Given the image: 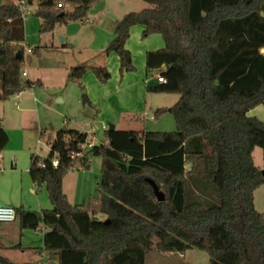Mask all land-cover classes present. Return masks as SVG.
I'll return each mask as SVG.
<instances>
[{
	"label": "trees",
	"instance_id": "16d2710c",
	"mask_svg": "<svg viewBox=\"0 0 264 264\" xmlns=\"http://www.w3.org/2000/svg\"><path fill=\"white\" fill-rule=\"evenodd\" d=\"M95 1L27 0L37 2L40 33L83 20ZM144 1L147 8L115 21L105 52L117 54L122 77L135 70L125 46L131 28L141 26V38L161 36L163 47L145 54L152 75L145 90L178 95L173 105L153 112L154 118L170 113L176 129L103 130V143L87 152L100 158L95 194L79 204L69 202L62 185L69 170L85 166L86 159L77 162L70 153L88 134L58 130L48 140V156L34 157L30 166L35 186L45 188L51 204L44 211L52 227L44 250L58 264H145L151 252L191 249L205 252L210 264H264V213L254 206L255 190L264 180L253 160L254 148L260 147L264 168V120L247 115L264 104V0ZM68 3L75 4L72 10L65 9ZM24 40L18 7L4 0L0 100L36 84L23 75ZM89 69L100 83L110 77L105 67L78 66L68 70L67 79L80 81ZM155 70L165 82L153 78ZM7 142L0 125V152ZM147 178L163 201H157ZM15 213L22 227L37 226L35 213L22 208ZM53 238L64 248L51 243ZM0 264L16 263L0 255Z\"/></svg>",
	"mask_w": 264,
	"mask_h": 264
},
{
	"label": "rangeland",
	"instance_id": "374dc122",
	"mask_svg": "<svg viewBox=\"0 0 264 264\" xmlns=\"http://www.w3.org/2000/svg\"><path fill=\"white\" fill-rule=\"evenodd\" d=\"M74 6V3H68L65 9L72 10ZM148 6V3L144 0H96L91 4L87 16L83 20L58 24L52 32L46 33H40L38 31L40 20L34 14L36 9L35 5L32 6L33 13L24 18L25 40L21 43L24 47L22 69L23 71H28L29 78L40 75L43 85H35L33 88L24 89L21 91L20 98H17L16 95H12L6 100H0V117L3 112L5 122L13 123L19 119L17 118L20 115L18 110L23 108L24 110L30 108V112L25 113L27 116L25 117L26 121L35 122L37 116H39L42 127H45L47 131L44 135L39 137L37 145V152L42 157L47 156L50 148L49 141L53 139L55 131L65 126L87 130L97 126L99 127V131L96 133L94 139L101 140L103 132L101 125L109 126L112 122L107 121L104 117L100 118L98 116V109L94 108L89 97L91 95L94 96V98L97 96L96 98L99 100V104L105 106L103 112L106 113V106L108 107L114 98L117 97L118 102L123 103V105L126 103L123 97L126 96L127 92H118L119 94H116V86L121 81L122 77H128V83H142V86L143 83H145L146 77L148 80L152 79L151 74L145 75L144 58L142 57V59L141 56L138 55V52L141 50L140 45H142V47H144V43L148 45L147 39H149V36L141 38L140 34L136 35L132 32L129 37V44L133 52L132 63L135 70L125 72L123 76L120 77L118 63L117 66L114 64V69L107 67L110 77L104 83L98 82L91 73L85 75L80 81L68 80V71L65 72L63 69L65 61L67 60L66 62H68V64H73L71 62H76L74 64H91L89 62H91L94 57H97V55L99 56L102 54V56L105 57V50L97 51V49L101 44H104L103 41L108 37V32H110V38H114L112 19L116 18L118 20L128 12L140 11ZM102 10L103 12H101ZM96 22L98 23L97 28L95 27ZM109 25L110 27H108ZM140 28L141 26H134V29ZM62 29L67 30L66 40L63 41L66 43L64 46L61 45L63 43L58 34ZM70 34H72V36ZM158 37L161 36L158 35ZM52 45L54 46L53 48H51ZM104 48L106 47L104 46ZM60 49L64 50L67 54H60ZM98 52H100V54ZM158 73L157 70L153 71L154 76ZM87 77H90V81L87 80ZM25 78L27 79L26 76ZM144 93L142 92V95L135 94L137 105L144 103V95L146 94ZM82 94L87 95L90 104L83 105L81 103ZM146 95L148 97V103L154 104H173L178 99V95L176 94H171L173 96H160L154 93ZM155 110L156 108L146 109L145 119L142 118L141 110L129 111L118 120L117 128L135 131L142 129L161 132L175 131L176 125L173 116L170 113H166L157 118H151L150 116L153 115ZM133 116H137V119H133ZM253 160L256 166H262V150L260 147L254 148ZM99 177L100 158L93 157L92 162H87L85 166L74 168L67 172L63 178L64 187L70 197L71 190H73V188L75 189V186H77V191H79L81 186L88 188L90 194L94 195L97 178ZM260 189L262 190H259L258 187L254 193V206L258 212L259 210H263L262 201L264 199V185L261 186ZM71 200L75 199L71 197ZM80 200L82 199H79L77 202H81ZM32 231L35 232L34 230ZM54 262L55 260L51 259L49 264H54ZM146 264H181V261L177 258L175 253L172 256H164L160 252H153L148 255Z\"/></svg>",
	"mask_w": 264,
	"mask_h": 264
},
{
	"label": "crops",
	"instance_id": "0c3cea01",
	"mask_svg": "<svg viewBox=\"0 0 264 264\" xmlns=\"http://www.w3.org/2000/svg\"><path fill=\"white\" fill-rule=\"evenodd\" d=\"M3 2L4 0H0V4H2ZM34 5L36 7L37 2H33L32 6ZM101 12H103V10ZM116 20H117L116 18L112 19V27H114L113 25ZM97 24L98 23L96 22L95 23L96 28L98 27ZM108 27H110V25ZM66 31H67L66 29H62L60 30V32H58V34L62 38V43H63L61 44L62 46L66 44L63 42L66 40V34H67ZM113 32H114V28H113ZM132 32L133 34L141 35L142 27L140 29H134V27H132L130 30V35L132 34ZM61 35H64V36H61ZM70 35L72 36V34ZM107 35L108 37L105 38V41H103L104 44H101V46L97 49V51L105 50L106 48H104V46L107 47L110 44V42L113 40V38H110V32H108ZM113 37H114V34H113ZM148 38H149L147 39L148 45H145V43H144V47L140 45L141 50L138 52V55L141 56V58L142 57L144 58V62H145L146 52L162 48L164 45L162 38L158 37L157 34L151 35ZM125 46L129 50L131 54V59L133 62V58H132L133 52L129 44V39L127 40ZM53 47L54 46L52 45L51 48ZM60 50H61L60 54H67L65 53L64 50L62 49ZM261 52L264 54V48L261 49ZM98 53L100 54V52ZM104 54H105V57H103L102 54H100L99 56L97 55V57H94V59L91 62H89L91 64H85V63L74 64L76 62H71L73 64H70V63L68 64L66 60L64 64L65 66L63 69L65 72H67L72 67H78V66H85L87 68L105 67L106 69L107 67H111V69H114V64H116L117 66V63H118L117 54L115 52L114 53L105 52ZM23 59H24V52H23ZM161 69L165 70L164 66ZM157 71L159 72V70ZM24 72L26 73L25 76L27 77L28 80L32 82H36L35 85H38V86L43 85L40 75L33 76V78H29L28 71L24 70ZM90 73L94 76L92 70L89 69L85 72L83 77ZM146 74L147 72L145 69V75ZM154 77L155 76L153 75V78ZM87 78H88L87 80L90 81V77H87ZM127 78L128 77H125V76L122 77L121 81L116 86L117 87L116 94H119L121 92H127L126 96L123 97V100L126 102L124 105L123 103H119L116 97L110 102L108 107L106 106V113H104L103 108L105 106L104 105L102 106L101 104H99L98 102L99 100L96 98L97 96L95 98L92 95L89 97L91 104L94 106V108L98 109L97 110L98 116L100 118H103V117L106 118L107 121H111L115 129H118L117 123H118V120L122 118L121 116L126 115V113H128L129 111H140L141 110L142 116H143L142 118L145 119L146 109H149V108L157 109L159 107H169L176 102L175 101L173 104H154L150 102L148 103L147 101L148 97L146 94H150V93L146 92L145 90V86H146L145 83L147 84V82L149 81L147 77L145 78V83H143V86H142V83H139V84H133L131 82L128 83ZM31 88H33V86ZM142 92L146 93V94L144 93L145 101L143 104L137 105V102L135 101V98H136L135 94L137 93L139 95H142ZM20 94L21 92L15 95L17 98H20ZM154 94H158L160 96H173L171 94H164V93H154ZM18 112L20 113V115L17 117L19 119L14 121L13 123L5 122V117L3 115V112L1 114L2 116L0 117V125L4 128V130L6 131L8 135V142L5 148L0 152V203L3 205L11 206L15 210L18 208H22L23 210H27V211H31L35 213L38 219V223L35 228H31L29 226L22 227L17 217L12 222L0 223V255L2 257L9 259L10 261L16 264H49V262H51V259L55 260L54 264H58L57 257L54 255H51L50 253H47L44 250L47 244H49V242L47 241V235L52 229V227L48 226L44 221V216H45L44 211L47 209H50L51 204L48 199V195H47L45 188L43 186L36 187L30 175V166H31L33 158L34 157L41 158V159L45 158V157H42L40 154H38L37 145L39 142V137H41V134L44 135L47 131L45 127H42L39 116H37V119L35 120V122L26 121L25 117L27 116L25 113L30 112V108L29 109L27 108L25 110L24 108L19 109ZM247 115L254 116L259 120H264V104H261V105H258L252 108L251 110L247 112ZM133 119H137V116H133ZM64 128L77 129V130L86 132L88 134L89 140H93L96 137L95 136L96 133L99 131V127L97 126L91 127V129H88V130L70 127V126L69 127L65 126ZM58 130L55 131V134ZM138 131L142 132V131H147V130L142 129ZM151 131H154V130H151ZM49 152H50V148H49ZM258 167H260L261 169L263 168L262 166H258ZM62 187H63V192L65 193L67 199L69 200L71 204H79L83 200L92 196L88 188L81 186L79 191H77V186H75V189L73 188V190H71V197L72 199H75V200H71V197L65 190L64 180H63ZM260 188L261 186L259 187V190H262ZM79 199H82L80 200L81 202H77L79 201ZM262 206H263V210L261 211L259 210V212L264 213V199L262 201ZM32 230H34L35 232H33ZM51 243L58 244L62 248H64L62 243L59 242L56 238H53L51 240ZM161 254H163L164 256H168V255L172 256L174 253L173 252H163ZM148 255H147V258H148ZM175 255H177V258H179V260L181 261V264H210L208 255L203 251L191 249V250L185 251L184 253H175ZM147 258H146V261H147Z\"/></svg>",
	"mask_w": 264,
	"mask_h": 264
},
{
	"label": "built area",
	"instance_id": "2783aa9c",
	"mask_svg": "<svg viewBox=\"0 0 264 264\" xmlns=\"http://www.w3.org/2000/svg\"><path fill=\"white\" fill-rule=\"evenodd\" d=\"M15 5L18 7L20 14L22 18L24 19L25 17L31 15L33 13L32 11V5L28 4L27 0H14ZM57 7H61V4L58 3ZM26 73L23 71V75ZM155 78L157 79L158 82H165V79L162 78V76L158 73ZM153 118V115L150 116ZM109 126L106 125H101V129L105 130ZM102 140H89L87 139L85 143L81 144L79 146V149L77 152L72 151L70 153V158L71 159H76L77 162L80 161V159H86L87 162H92L93 161V156L88 155V151L92 149L95 145L102 144ZM86 162V163H87ZM52 167H56L58 165V159L54 157L51 161ZM40 167H44V163H39ZM16 218V213L15 209L11 206L3 205L0 203V223L4 222H12Z\"/></svg>",
	"mask_w": 264,
	"mask_h": 264
},
{
	"label": "water",
	"instance_id": "95a60500",
	"mask_svg": "<svg viewBox=\"0 0 264 264\" xmlns=\"http://www.w3.org/2000/svg\"><path fill=\"white\" fill-rule=\"evenodd\" d=\"M60 40L62 41V38L60 37ZM16 57L17 58H20V54L17 53L16 54ZM164 68H166L164 66ZM81 103L84 105V104H90L89 102V99L87 97L86 94H82L81 96ZM115 127L112 123L109 124V130H113ZM261 175H262V178L264 180V168L261 169ZM146 182L149 183V185L152 187L153 189V193L157 199V201H163L164 200V195L163 193L159 190L158 186L155 184V182L149 178L146 179Z\"/></svg>",
	"mask_w": 264,
	"mask_h": 264
}]
</instances>
